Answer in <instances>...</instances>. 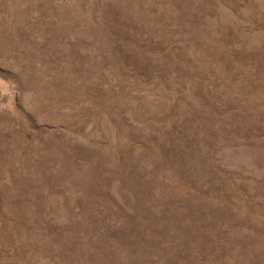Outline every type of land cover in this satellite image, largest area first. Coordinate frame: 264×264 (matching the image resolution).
<instances>
[{
    "label": "rangeland",
    "instance_id": "374dc122",
    "mask_svg": "<svg viewBox=\"0 0 264 264\" xmlns=\"http://www.w3.org/2000/svg\"><path fill=\"white\" fill-rule=\"evenodd\" d=\"M0 264H264V0H0Z\"/></svg>",
    "mask_w": 264,
    "mask_h": 264
}]
</instances>
